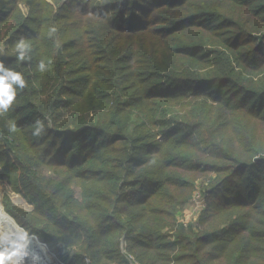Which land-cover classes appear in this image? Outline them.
<instances>
[{
	"label": "trees",
	"instance_id": "trees-1",
	"mask_svg": "<svg viewBox=\"0 0 264 264\" xmlns=\"http://www.w3.org/2000/svg\"><path fill=\"white\" fill-rule=\"evenodd\" d=\"M0 45L26 80L0 116L18 226L79 263L264 264V0H0Z\"/></svg>",
	"mask_w": 264,
	"mask_h": 264
},
{
	"label": "clouds",
	"instance_id": "clouds-1",
	"mask_svg": "<svg viewBox=\"0 0 264 264\" xmlns=\"http://www.w3.org/2000/svg\"><path fill=\"white\" fill-rule=\"evenodd\" d=\"M55 29H51L54 31ZM33 46L24 36L15 42L16 60L19 62L31 61ZM37 70L41 73L50 71V61L46 62L44 58L40 59L36 65ZM26 87V80L20 71L13 70L6 67L3 60H0V116L5 115L11 109L17 97V91L23 90ZM34 136H40L45 128L43 121L36 120L32 126ZM7 131L15 133L17 131V124L11 120L6 125ZM31 239H37L35 235L29 237L27 230L22 231L17 241L12 242L11 248L0 249V264H20L19 258L26 256L25 249L28 247Z\"/></svg>",
	"mask_w": 264,
	"mask_h": 264
},
{
	"label": "rangeland",
	"instance_id": "rangeland-1",
	"mask_svg": "<svg viewBox=\"0 0 264 264\" xmlns=\"http://www.w3.org/2000/svg\"><path fill=\"white\" fill-rule=\"evenodd\" d=\"M198 181H200V180H198ZM197 186L200 187L199 182H198ZM18 199H20V200H18ZM4 202L10 203L11 205L15 206L16 208H19V209L24 210V211H30L32 208L31 203H29V201L27 199H25L21 194L10 191V189L8 188L6 183L4 181L0 180V204L3 208V210H5L4 209ZM202 208H203V206L201 204H197L196 202H192V200H191L187 205H185L182 208V210L178 214V222L180 223L181 221H185L187 223L186 224L187 226L195 224V221L197 220L198 216L200 215V212L203 210ZM5 212L9 216L11 215L7 211H5ZM38 240L42 241L43 239L38 238ZM47 247L49 249L47 254L49 256L53 255V260H52L53 264H58L55 261V258L59 261V264H78L80 262L77 260V258L79 256L77 255V251H75L74 248H69L65 251H62V250H59V247L55 243L52 245L47 244ZM3 248H7V244L4 240L3 231L0 228V249H3ZM28 256H29V254H28ZM83 258H86V257H83ZM28 259H29L30 263H32V264H39V262H42L40 259L36 260L34 258L35 262L33 260H31L32 258H30V257ZM88 261H89V259H88ZM131 261H132V259H131ZM89 264H90V261H89ZM133 264H136V263L133 262Z\"/></svg>",
	"mask_w": 264,
	"mask_h": 264
},
{
	"label": "bare ground",
	"instance_id": "bare-ground-1",
	"mask_svg": "<svg viewBox=\"0 0 264 264\" xmlns=\"http://www.w3.org/2000/svg\"><path fill=\"white\" fill-rule=\"evenodd\" d=\"M0 228L3 231V236L7 244V248H11L12 242L17 241L18 236L22 232V230L17 225V223L14 221V219L11 216H9L5 212V210H3L1 204H0ZM29 237L31 238L32 236L29 235ZM25 251L27 252V255L19 258L20 264H32L30 263L28 259L29 257L32 258L31 260L33 261H34V258L36 260L40 259L42 262H39V264H42V263L43 264H53V261H52L53 255L49 256L47 254L49 251L47 244H42V241L38 240V238L31 239V242L29 243Z\"/></svg>",
	"mask_w": 264,
	"mask_h": 264
},
{
	"label": "built area",
	"instance_id": "built-area-1",
	"mask_svg": "<svg viewBox=\"0 0 264 264\" xmlns=\"http://www.w3.org/2000/svg\"><path fill=\"white\" fill-rule=\"evenodd\" d=\"M191 200H192V202H196L197 204H201L203 206V208L205 207V198L203 197V195H201V193L198 190L193 193L190 201ZM179 224H182L185 227L187 226L186 225L187 223L185 221H181ZM55 261L59 264V261L56 258H55ZM79 264H89V261H88V259L84 258V260Z\"/></svg>",
	"mask_w": 264,
	"mask_h": 264
},
{
	"label": "water",
	"instance_id": "water-1",
	"mask_svg": "<svg viewBox=\"0 0 264 264\" xmlns=\"http://www.w3.org/2000/svg\"><path fill=\"white\" fill-rule=\"evenodd\" d=\"M20 228H21V227H20ZM21 230L24 231L23 228H21ZM31 236H33V235H31ZM42 244H46V243L42 240Z\"/></svg>",
	"mask_w": 264,
	"mask_h": 264
}]
</instances>
